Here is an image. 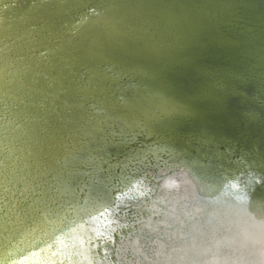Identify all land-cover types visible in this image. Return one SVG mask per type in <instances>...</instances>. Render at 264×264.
<instances>
[{"label": "bare ground", "instance_id": "1", "mask_svg": "<svg viewBox=\"0 0 264 264\" xmlns=\"http://www.w3.org/2000/svg\"><path fill=\"white\" fill-rule=\"evenodd\" d=\"M114 1L96 2L93 16L85 10L84 21L63 27L56 22L64 12L27 21L30 7L0 0V264H98L101 230L87 222L100 218L96 203L89 212L77 207L97 198L84 185L70 201L69 155L102 125L130 132L137 145L140 136L167 138L158 128L200 115L169 92L166 74L172 70L174 77L191 63L179 52L192 41L200 48L210 38L199 36L202 25L177 24L162 2L159 15L146 21L141 9ZM116 50L128 59L110 56ZM147 147V157H160L159 146ZM163 183L170 188V181ZM212 219L226 227L247 219L264 227V214L239 206L218 208Z\"/></svg>", "mask_w": 264, "mask_h": 264}, {"label": "rangeland", "instance_id": "2", "mask_svg": "<svg viewBox=\"0 0 264 264\" xmlns=\"http://www.w3.org/2000/svg\"><path fill=\"white\" fill-rule=\"evenodd\" d=\"M59 1L66 3L62 9L71 8L76 13L80 8L74 10L72 6L82 0ZM85 7H91L92 13L71 16L68 10L70 23L63 27L75 26L79 20L81 23L87 14L93 16L95 7L90 3ZM195 14L193 10V17ZM234 33L241 38V31ZM198 54L191 63L181 65L174 76L183 77L184 72L189 73L195 69L193 66L202 64L201 72L195 77L199 80L196 91L189 92L187 88L185 91L201 101L200 112L205 105L224 111L227 103L236 104L233 112L238 109L244 119L236 124L228 121L233 131L223 129L217 134L218 126L197 116L190 120L176 119L158 128L167 132L162 134L167 138L151 140L140 136L135 145L130 132L122 133L118 127L102 125L105 130L101 128L96 136L79 143L80 148L67 159L69 178L64 184L72 204L84 185L86 190L92 188L97 198V202L86 201L88 205L77 207L89 212L87 208L93 211L92 204L96 203L95 211L100 218L91 220L86 214L85 217L90 228L96 225L101 230L97 236L98 264H264L263 226L247 219L226 227L222 221L212 219L214 211L221 207L239 206L264 214V89L261 86V98L248 87L242 89L252 99L241 105L243 101L236 95L229 96L235 80H227L225 71L220 72L219 66L209 64L204 60L206 57ZM220 57L221 54L214 60ZM224 61L221 64L227 58ZM96 138H102L100 144L95 142ZM155 145L162 149L160 157H147V146ZM71 166L76 171L72 172ZM166 180L171 183L168 189L163 186Z\"/></svg>", "mask_w": 264, "mask_h": 264}, {"label": "water", "instance_id": "3", "mask_svg": "<svg viewBox=\"0 0 264 264\" xmlns=\"http://www.w3.org/2000/svg\"><path fill=\"white\" fill-rule=\"evenodd\" d=\"M98 1L108 4L116 3L114 0H82L78 5L72 6V8H80L76 10V13L72 12L71 8L64 7L62 9L63 6H66V3L59 0H19L16 4H24L25 9L31 8L32 13L24 16V20L27 21L40 17V15L52 16L58 12H64L60 16L62 19L59 18V22H56V25L64 26L66 22L70 23L71 16L80 14L85 10L91 11V7L85 6L90 3V6L93 5L95 7V3ZM117 2L118 8L120 7L119 5L123 4L124 7L132 6L141 9V12H143L141 18L145 17L146 21L149 17L152 19V14L159 15L160 2H162V8L169 7L170 11L168 14L172 19L177 20V24L184 22L187 28H192L196 23H200L202 26L199 28V36L202 34L210 36V40L208 37L205 40L200 37V40L202 39L201 44H203L200 48H198L199 45L192 41L190 50L187 48L185 51L179 52L182 59L187 61V57L190 61L195 60L197 55L199 56L198 52H200L203 57H206L204 60L210 62L209 64L219 66L217 68H220V72L221 70L226 72L225 78L227 80H235L236 85L230 89L231 94L229 96L236 95L241 103L243 101L241 104L243 106L246 105L244 103H250L252 97L248 96L247 93H242V89L248 87L250 92L253 90L261 98V86L264 89V81L262 80L264 79V0H117ZM188 6L191 8H187ZM193 10L196 11L195 17H193ZM67 11L70 12L71 16L67 14ZM163 11L165 12L166 10L163 9ZM162 14L165 13L162 12ZM144 19H141L142 27L145 25ZM242 24L244 25L240 27ZM200 31H203V33ZM234 32L240 33L241 38L238 35H234ZM65 41L68 42V40ZM115 45L116 49L120 47L117 44ZM219 54H221V57L214 60L219 57ZM116 55H118V58L128 59V54H126V57L124 54L120 56L119 50H116L114 55L110 54V56L115 57ZM226 58V63L221 64V62H225ZM193 67L195 69H192L189 73L184 72L182 74L183 77L180 78L173 77L172 70L167 71L166 76H168L171 83L169 92H172V95L178 100L186 103L194 112L197 111L201 120L218 126L217 134L221 133L222 131L220 130L223 129L225 131H228V129L233 131L234 127L231 124L242 123L241 120L244 119L238 109L233 112V107H236V104L229 105L227 103L226 108L223 109L224 111H218V107L210 109L205 105L201 111L203 114L199 111L201 106L199 102L201 101H196L194 97H191L193 94L189 92L196 91L197 87L195 84L199 80L195 77H197L198 72H201L203 65H195ZM225 68L227 69L225 70ZM221 82L223 83V81ZM230 84L232 85L231 81ZM186 88L189 92L185 91ZM227 96L225 93L226 98ZM198 97L200 98V96ZM228 121L231 124H228ZM247 123L249 122L247 121ZM227 124L230 126H227ZM216 140L214 138L215 142ZM217 143L219 144V141Z\"/></svg>", "mask_w": 264, "mask_h": 264}]
</instances>
